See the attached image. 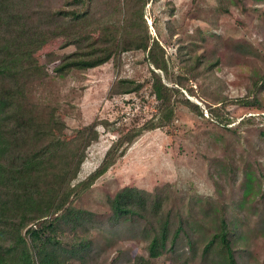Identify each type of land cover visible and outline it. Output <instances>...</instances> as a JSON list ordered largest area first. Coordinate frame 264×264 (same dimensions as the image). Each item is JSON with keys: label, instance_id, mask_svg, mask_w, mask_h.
<instances>
[{"label": "rangeland", "instance_id": "obj_1", "mask_svg": "<svg viewBox=\"0 0 264 264\" xmlns=\"http://www.w3.org/2000/svg\"><path fill=\"white\" fill-rule=\"evenodd\" d=\"M256 9L264 12V1L150 0L143 8L126 0L124 14L116 15L129 29L148 26L170 56L168 75L181 81V86L175 84L179 95L191 101L195 110L181 104L169 126L145 131L82 195L79 204L105 218L110 199L122 187L136 186L151 196L165 187L168 200L161 215L171 211L175 224L182 218L193 237H179L177 254L165 253L157 259L159 264H225L217 243L202 260L212 238L209 232L221 214L236 233L231 238L238 264H264V140L257 136L254 122L242 124L250 115L264 121V92L260 95L263 108L238 104L239 97L250 94L253 80L264 75V20ZM101 35L97 28L83 33L84 38ZM65 42L54 38L33 56L32 97L51 109L66 136L94 120L101 123L100 137L87 151L78 182L99 166L118 136L154 116L158 102L151 94V76L155 67L146 52L134 49L103 65L59 75L55 68L61 60L80 51ZM239 43L246 47L240 48ZM123 78L140 82L141 90L110 96L112 86ZM212 104L225 106L224 112L234 121L229 128L210 114ZM248 171L257 177L249 194L245 192ZM139 229L122 225L90 230L93 240L98 237L99 248L89 264H132L148 244ZM73 236L68 230L67 237ZM189 239L193 250L188 248Z\"/></svg>", "mask_w": 264, "mask_h": 264}, {"label": "trees", "instance_id": "obj_2", "mask_svg": "<svg viewBox=\"0 0 264 264\" xmlns=\"http://www.w3.org/2000/svg\"><path fill=\"white\" fill-rule=\"evenodd\" d=\"M56 1L58 6L54 5ZM99 1L0 0V264H89L99 248L98 237L93 240L90 230L118 229L122 225H137L140 235L148 238L146 252L136 255L132 264H159L157 259L165 253L177 254L179 237H193L186 232L182 218L175 224L171 211L161 215L168 200L165 187L153 196L136 186L122 187L110 199L105 218L103 213L79 204L82 195L145 131L169 126L181 104L195 110L191 101L179 95L181 91L175 84L181 86V81L168 75L170 56L160 41L151 36L148 26L145 30H132L116 19L117 14H124L126 0H104L102 6ZM149 1L129 0L135 7L142 4L143 8ZM256 12L264 20V12L261 9ZM92 28L102 31L100 38L83 37ZM54 38H64L66 45H75L80 50L61 60L55 68L59 75L72 69L103 65L119 53L134 49L146 52L147 60L156 69L151 76V94L158 102L154 116L118 136L99 166L78 182L87 151L100 137L101 123L94 120L73 136H66L59 131L60 124L51 109L32 97L36 68L30 62ZM239 44L240 48L246 47ZM255 49L261 54L259 47ZM200 61L198 57L197 63ZM194 67L189 64V68ZM161 72L169 83L163 80ZM141 88L140 82L123 78L112 86L109 95L139 92ZM263 92L264 75H261L253 80L250 94L239 97L238 104L263 108L260 97ZM208 106L210 114L226 128L234 122L224 112L225 106ZM242 121V124L254 122L257 136L264 140V121L259 122L256 115ZM256 180L248 171L247 194ZM257 182L262 186L260 180ZM198 223L202 226L201 221ZM214 226L202 260H207L209 250L217 243L225 264H238L231 238L236 233L228 219L221 214ZM68 230L73 237H67ZM194 247L189 239L188 248Z\"/></svg>", "mask_w": 264, "mask_h": 264}]
</instances>
